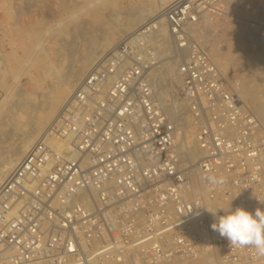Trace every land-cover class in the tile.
Returning <instances> with one entry per match:
<instances>
[{"label": "built area", "instance_id": "2783aa9c", "mask_svg": "<svg viewBox=\"0 0 264 264\" xmlns=\"http://www.w3.org/2000/svg\"><path fill=\"white\" fill-rule=\"evenodd\" d=\"M226 1H171L84 74L0 185V264H264L211 227L230 205L264 211V127L195 31L233 18ZM170 57L193 159L155 93Z\"/></svg>", "mask_w": 264, "mask_h": 264}, {"label": "rangeland", "instance_id": "374dc122", "mask_svg": "<svg viewBox=\"0 0 264 264\" xmlns=\"http://www.w3.org/2000/svg\"><path fill=\"white\" fill-rule=\"evenodd\" d=\"M82 3L83 0H0V167L7 154L18 148L24 139H33L30 146L38 139L40 135H35L31 124L38 113L47 110L55 91L59 87V83L66 84L69 81H74L75 86L85 74L79 77L75 75L79 71L84 58L91 55V52L95 53L96 51L98 53L95 54H101L102 52L105 54L112 49L113 43L109 47L102 44L104 43L103 37L115 22L122 19L125 9L116 12L109 6L105 9L102 20L96 21L81 16L72 19L66 25L59 26L57 24L64 15L71 14ZM119 4L121 5L122 2H119ZM226 4H228L227 6H229L234 17L232 18V15L213 17L214 21L211 25L202 27V32L207 33V36L201 38V40L206 45L210 42L218 44L221 49H226L228 44L225 38L219 34L226 30L224 27H218L217 24L224 22L235 24L240 22L241 17L249 18L252 21L246 22L243 19L244 23L248 24L249 32L261 39L257 41L249 39L250 44L246 47V52H250L252 55L260 53V60H262L264 57H262L264 55V0H249L247 4H229L226 1ZM122 8H125V6ZM39 21L41 26H38ZM21 23L28 30L37 31L33 34L32 39L27 35L25 36L27 48L25 50L24 47L20 46L23 40L18 33L20 30L19 24ZM51 28H57V31L53 33L50 30ZM47 38L52 41L46 45L51 50V61L49 59L42 60V66L33 64V62L29 63L27 56H33L34 54L28 55V52L36 44L35 40ZM13 48L17 49V55L20 57L19 62L15 61L13 56H10L13 53ZM98 48H101V53ZM39 54L42 55V53ZM94 63L90 65L89 69ZM26 68L31 69L37 75L34 81L26 75L23 76L20 82L16 81L15 73H23L27 70ZM227 73L233 78H248L252 85L250 93L254 96H260L264 92V75L260 77L261 79L258 78L259 81H262L258 83V80L256 82L252 79L253 77L250 76L248 71H241L239 65L233 64V62L227 64ZM223 76L227 79L225 75ZM255 82L258 87L255 86ZM261 83L262 87L259 85ZM4 96L7 98L2 100ZM68 97H66V100ZM165 100L170 102L171 98L166 96ZM63 101L65 102V100ZM63 101L59 105L60 108L57 107L56 110L59 111L62 108ZM246 104L252 107L250 102H246ZM55 114H57V111L54 116Z\"/></svg>", "mask_w": 264, "mask_h": 264}, {"label": "bare ground", "instance_id": "6f19581e", "mask_svg": "<svg viewBox=\"0 0 264 264\" xmlns=\"http://www.w3.org/2000/svg\"><path fill=\"white\" fill-rule=\"evenodd\" d=\"M171 1L173 0H83V3L79 5V7L74 9L71 14H68L66 16L64 15L57 24L59 26H63L68 24L72 19L81 16L89 17L96 21L102 20L105 9L109 6L112 7V9H114V11L116 12L121 11V9H125L124 10L125 14L123 15L122 19L115 22V24L109 30L106 31L105 37H103L104 43L102 44H104L105 47L106 46L109 47V45L112 43L115 45L116 44L115 42H117L122 36L126 35L130 31L135 29L144 21L148 20L152 16H155ZM227 1L229 4L249 3V0H244V1L227 0ZM119 2H122L123 5L122 4L120 5ZM123 6H125V8H122ZM213 17L216 16L214 14H209L205 26L208 27L213 23L214 21ZM243 19L245 18L241 17L240 22L235 24H227L225 22L221 24H217L218 27L221 28L224 27L226 30L225 32L219 33L221 37L225 38L228 44L226 49H221L218 44L216 45L210 42L208 43V45H206V48L212 60L217 64L222 74L227 77V81L229 82L231 89L234 91V93L237 94L242 104L245 107H249V109H251L257 115V117L259 118L260 122L264 127V92L260 96H254L253 94L250 93V88L252 85L250 84V80L248 78L245 77L243 79L233 78L232 76H230V74L227 73V64L233 62V64L236 63L239 65L241 71L242 70L244 72L248 71V73H250V76L252 75L253 77L252 79H254L255 81L258 80V78H260L262 75H264V59H263L264 55L261 54L263 58L262 60H260L261 57L260 53L252 55L250 52H246V47L248 46V44H250V42L248 41L249 39L250 40L253 39V41H257L260 40L261 38L255 37L253 34L249 32L247 28L248 24L244 23ZM245 20L246 22L252 21L249 18ZM38 26H41L40 21L38 22ZM19 28L20 30L18 31V33L20 38L23 40V43L20 46L24 47L23 49L25 50L26 48L25 36L27 35L32 39L33 34L36 33L37 31L28 30V28H26V26L23 23L19 24ZM50 30L51 32L55 33L57 31V28L56 29L51 28ZM195 31L198 38L200 39L206 38L207 33L202 32L201 28ZM35 41L36 44H34V46L28 52V55L29 54H34V55L27 56V61L29 63L33 62V64H38L39 66H42L43 65L42 60L51 59V50L46 45L50 44L52 41L50 40V38L42 39V40L39 39L38 41L37 40ZM34 47L35 49H33ZM98 49H99L98 51H100L101 48ZM34 50L36 51L34 52ZM39 53H42V55ZM91 53H92L91 55H87V57L84 58V60L81 62L79 71L77 70L78 72L75 73V75H77L78 77L86 73L89 70V67L92 63L95 62L92 65L94 66L98 64L100 61H102L108 52H106L105 54L103 52L101 53V51H100L101 54H95L98 53L96 51L95 53L93 52ZM10 56H13L14 60L19 62L20 57L17 55V49H14L13 53ZM22 62L24 63L23 60ZM24 66H26V64H24ZM24 75L28 76V78L32 79L33 81L37 76L34 71H32L31 69H27L23 73H15L14 75L15 80L20 82V80L23 78ZM153 77H154L156 96L159 102L161 103V105L163 106V109L168 115V117L171 120H173L177 125L178 128L177 139L179 143V148L182 151H187L188 159H193L200 153V150L196 146V141L194 137L195 127L191 122L190 117L186 111L185 102L182 99L180 93L181 78L177 72L175 58L170 57L162 60L160 65L154 71ZM73 82L69 81L66 84L59 83V87L55 91V94L53 95V98L51 99L47 107V110L38 113V116L36 117V119H34V121L31 124L32 131L35 132V135H41L43 133L42 131L46 129L49 121L54 116V113H56V111L57 113L60 111V109L59 111L56 110L58 109L57 107H59L60 103H62V101L65 100V102L63 101L65 104L71 99L73 94L72 92L73 86H74ZM260 82L262 81H259L258 83ZM259 85H261L262 87V83ZM255 86L258 87V84L256 83ZM166 96H169L171 98L170 102H167L165 100ZM66 97H68L67 100ZM6 98L7 97L4 96L2 100H5ZM246 102H250L252 107L247 105ZM32 143H33L32 138L24 139L18 148H15L14 150L10 151L7 154L3 163L1 162L2 165L0 167V185L2 184L6 176L16 166V164H18V162L23 158L24 154L31 147L30 145ZM205 259L207 258L202 257L201 259L196 260L192 264H201L202 263L201 261Z\"/></svg>", "mask_w": 264, "mask_h": 264}, {"label": "clouds", "instance_id": "9594fccd", "mask_svg": "<svg viewBox=\"0 0 264 264\" xmlns=\"http://www.w3.org/2000/svg\"><path fill=\"white\" fill-rule=\"evenodd\" d=\"M203 179L213 186L223 183L222 179L214 176H205ZM217 210L211 213L215 216ZM224 212L211 225L212 229L226 238L230 246L251 247L257 258H264V211L257 208L253 213L243 207H237L233 211L230 205Z\"/></svg>", "mask_w": 264, "mask_h": 264}]
</instances>
